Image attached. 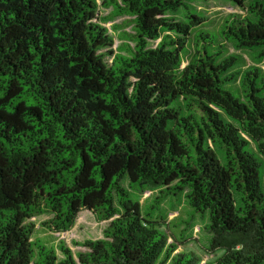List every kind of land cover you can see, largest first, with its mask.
Masks as SVG:
<instances>
[{"label":"trees","instance_id":"obj_1","mask_svg":"<svg viewBox=\"0 0 264 264\" xmlns=\"http://www.w3.org/2000/svg\"><path fill=\"white\" fill-rule=\"evenodd\" d=\"M263 66L264 0H0V264H264ZM182 200L209 262L158 221ZM85 211L111 223L79 261L38 238Z\"/></svg>","mask_w":264,"mask_h":264},{"label":"rangeland","instance_id":"obj_2","mask_svg":"<svg viewBox=\"0 0 264 264\" xmlns=\"http://www.w3.org/2000/svg\"><path fill=\"white\" fill-rule=\"evenodd\" d=\"M199 10L204 11L205 15L216 22H223L228 16L231 15H243L246 16L247 12L241 7L225 3L222 1H198L196 3ZM112 10L102 9V14L107 17L110 16ZM131 17H119L110 21L106 26L110 29V33L115 37V49L122 48L130 40L123 36L124 33L136 34L134 24ZM159 42H152V46H156ZM130 44L135 46L134 42L130 41ZM242 54L240 51L232 50ZM125 54V53H124ZM248 65H252V61L248 58ZM186 64L184 65V67ZM264 67V66H263ZM157 193L148 192L141 199L140 202L144 210L152 204V200L156 198ZM165 213L168 214L165 223L163 225L162 220H158L162 224L163 229L168 231L171 236L170 242L174 243L176 240L182 243L180 250H192L200 254L204 258V263L209 262L217 257L208 252L210 248V240L212 234L207 231L209 224L208 218L195 217L192 219V211L188 206L186 200L181 202H166L162 205ZM164 215V214H163ZM52 218L50 215H44L36 217L32 220L37 226L38 238L45 239L50 245L57 247L59 254L62 252L59 249L61 242H64L75 254L77 260L78 254L86 252V247L83 244L87 241H96L104 237L105 230L109 227L111 221L99 222L94 214L85 211L82 212L76 227L65 234H55L50 232L44 227L46 221ZM160 219V218H159ZM184 237V239L182 238Z\"/></svg>","mask_w":264,"mask_h":264}]
</instances>
